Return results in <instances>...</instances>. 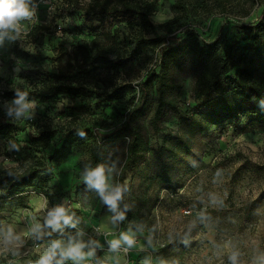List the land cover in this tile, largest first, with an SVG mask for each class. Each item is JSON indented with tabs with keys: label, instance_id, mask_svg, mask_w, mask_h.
Returning a JSON list of instances; mask_svg holds the SVG:
<instances>
[{
	"label": "rangeland",
	"instance_id": "374dc122",
	"mask_svg": "<svg viewBox=\"0 0 264 264\" xmlns=\"http://www.w3.org/2000/svg\"><path fill=\"white\" fill-rule=\"evenodd\" d=\"M135 1L151 8V18L157 27L140 32V29L119 23L115 28L118 42L110 49V58L140 48L137 39L140 33L147 39L162 35L169 44L173 43V35L181 36L184 42L188 29L197 31L202 39L209 41L220 32L240 37L241 25L258 21L263 12L261 1L249 13L245 12L247 7L236 0L225 10L215 5L214 0H181L187 10L178 13L173 9L176 0ZM64 3V0H30V6L35 9L32 19L21 22L22 31L17 39L5 37L0 42L3 61L0 87L7 84L11 92L26 91L28 99L36 102L31 117L39 125L51 120L64 123L76 119L82 126L109 133L125 120L124 114L132 106V94L119 101H110L98 92L110 91L115 82L132 80L137 96L133 104H137L138 83L155 68L160 54L150 46L141 49L138 71L130 78L100 63L72 77L73 82H88V92L76 95L60 91L51 100H41L37 88L56 73L54 58L59 55L60 44L71 47L93 38L87 27H81L78 11L64 10ZM175 16L178 19L173 21ZM34 24L48 28L42 27L32 34L29 29ZM194 79L191 70L179 74L182 103L193 101ZM26 119L29 118L18 120L22 122V130L13 141L0 137V172L23 168V159L17 160L14 153L23 158L27 152L30 126L24 123ZM180 121L177 116L171 117L165 123L166 130L157 137L150 135L152 148L127 170V191L119 205L126 214L123 224L113 225L114 213L109 206L96 190L83 185L82 174L90 167L85 144L76 146L65 161L51 169L52 181L47 194L31 191L23 201L14 204L0 199V231L11 227L21 237L18 248L0 247V264H9L11 260L12 264H36L50 241L65 240L64 232H53L39 240L43 243L40 250L31 251L34 236L30 229L36 223L43 225L48 211L58 205L69 209V215L84 230L91 231L92 225L97 224L101 230L109 232L111 241L124 232L133 235L136 243L129 264H142L151 252L154 256L157 251L161 258L156 264H231L232 251L240 254L239 264H258L264 257V125L244 132L229 125H211L193 142V153H181L172 160L168 151L172 138L164 140L168 132L174 135L179 131ZM59 138V133L53 136V146L59 145ZM159 143L165 144L162 158L157 149ZM124 160L122 146L111 152L106 168V173L109 168L114 169L109 174L110 183L119 184ZM163 162L170 166L176 189L172 190L159 179ZM213 197L219 202L211 203ZM249 206L253 215L247 217L245 210ZM202 213L206 217L203 220ZM99 255L96 257L105 262Z\"/></svg>",
	"mask_w": 264,
	"mask_h": 264
},
{
	"label": "trees",
	"instance_id": "16d2710c",
	"mask_svg": "<svg viewBox=\"0 0 264 264\" xmlns=\"http://www.w3.org/2000/svg\"><path fill=\"white\" fill-rule=\"evenodd\" d=\"M233 1L214 0V4L225 10ZM236 1H241L247 7L246 13L259 1L263 5L262 17L258 21L241 25L240 37H230L220 32L214 40L209 41L202 39L197 31L188 29L190 31L184 42L181 36L173 35V43L169 44L162 35L147 39L144 33H140L137 35L140 48L110 58V49L118 42L115 28L119 23H126L140 29V32L157 27L151 18V8L135 0H64L63 9L78 11L81 27H87L93 38L71 47L60 44L59 55L54 58L56 73L42 81V85L37 88L41 100H51L60 91L76 95L88 92V82H73L72 77L100 63L108 65L110 71L120 72L119 75L130 78L132 73L138 71L140 50L146 46L157 49L160 57L155 68L138 83L140 96L137 104H133L137 96L132 80L115 82L110 91L98 92L99 96L110 101H119L129 93L132 94V106L124 114L125 120L109 133L82 126L76 119L64 123L51 120L46 125H39L32 117L26 119L24 123L30 126L27 152L23 158L14 153L17 160L23 159V168L0 172V199L14 204L23 201L31 191L47 194L52 181L51 169L65 161L79 144L87 147L90 167L103 166L105 169L111 152L122 146L125 160L119 171L118 182L125 185L127 170L152 148L150 135L159 136L167 129L165 123L174 116L181 120L179 131L174 135L168 132V138L164 140L167 142L172 138V144L168 147L172 160L181 153H193V142L211 125H229L242 132L263 126L264 0ZM173 9L176 13L187 10L181 0H176ZM173 19L175 21L178 17ZM42 27L48 28L47 25L34 24L30 26L29 32L36 34ZM185 70H191L195 79L192 87L193 101L182 103L179 98L182 85L178 82V76ZM15 93L8 89L7 84L0 87V137L12 141L22 130V122L8 116L4 105L10 104ZM57 133L61 137L59 145L53 146V136ZM164 143L157 146L161 158ZM163 164L160 181L172 190L176 189L169 164ZM83 185L94 190L84 182ZM245 212L247 217L253 215L250 206ZM123 222L125 219L120 221L121 224ZM76 227L78 229L64 226L65 240L84 230L78 225ZM87 232L93 233V225L91 231ZM79 238L90 241L83 233ZM153 254H149V264L154 261L156 264V260L161 258L158 251ZM67 264L72 262L68 261Z\"/></svg>",
	"mask_w": 264,
	"mask_h": 264
},
{
	"label": "clouds",
	"instance_id": "9594fccd",
	"mask_svg": "<svg viewBox=\"0 0 264 264\" xmlns=\"http://www.w3.org/2000/svg\"><path fill=\"white\" fill-rule=\"evenodd\" d=\"M35 14V9L30 6V0H0V42H3L5 37L10 40L18 38L21 31V22L30 20ZM36 107V102L28 99L26 91L17 90L15 98L7 106V115L15 120L21 118H31L32 112ZM114 171L103 166L87 167L82 174V181L89 187L97 191L101 200L109 206L114 213L112 216L113 225L125 219V212L120 210V201L123 199L127 186L122 184H113L109 182V174ZM219 201L213 197L211 203L216 204ZM202 220L205 215L202 213ZM69 225L73 228L77 226V221L73 220L72 215H69V209L63 205H58L48 211L44 224L36 223L30 229V234L37 240L43 239L45 235L50 236L53 232H63L64 226ZM44 229H50L45 232ZM82 233H77L76 236H68L67 240L56 239L50 241L45 249L44 254L36 262V264H67L71 261L72 264H87L89 258L95 256L98 242H86L79 238ZM21 243V237L17 235L11 227L6 231H0V247L18 248ZM136 241L133 235L128 232L121 233L118 239L110 242L112 251H118L122 248L127 251L135 245ZM151 244V239H149ZM237 251H232L229 255L231 264H239ZM99 264V262H97ZM142 264H149L148 260ZM258 264H264V257H261Z\"/></svg>",
	"mask_w": 264,
	"mask_h": 264
},
{
	"label": "built area",
	"instance_id": "2783aa9c",
	"mask_svg": "<svg viewBox=\"0 0 264 264\" xmlns=\"http://www.w3.org/2000/svg\"><path fill=\"white\" fill-rule=\"evenodd\" d=\"M21 27H22V24H21ZM21 31H22V29H21ZM2 62H3L2 57L0 55V65L2 64ZM1 93H3V92H1ZM74 229H78V227H75ZM80 233H83L84 235L88 236V238L90 240L89 242H91V241L98 242V246L96 247L97 252L101 251L102 249L103 250H111V248H110L111 240L109 239V235H110L109 232L101 230L98 225L93 224V233L87 232L85 230H82ZM31 243H32V245H31L32 250L31 251H37L43 247V243L40 242L39 240L35 239V237H33V240L31 241ZM101 244H104V246L102 247ZM132 251H133V248H129L127 251H124L123 246H122V248L120 250L115 251V252L123 254L125 256V260H126L125 262L128 263V262H130V257H131ZM12 261L13 260L9 261V264H12L11 263ZM97 262H98V260L96 258H91L88 260L87 264H97ZM109 264H116V263H109Z\"/></svg>",
	"mask_w": 264,
	"mask_h": 264
},
{
	"label": "crops",
	"instance_id": "0c3cea01",
	"mask_svg": "<svg viewBox=\"0 0 264 264\" xmlns=\"http://www.w3.org/2000/svg\"><path fill=\"white\" fill-rule=\"evenodd\" d=\"M0 55L2 57L1 51H0ZM2 64H3V62H2ZM2 64L0 65V67L2 66ZM95 225H97V224H95ZM101 246L103 247L104 244H101ZM98 254H100L99 258L104 259L105 262H102V260H100L96 257ZM92 258H96L100 264H109V263L129 264L130 263V262L129 263L125 262L126 260H125V256L123 254H120V253L112 251V250H103L102 249L101 251H98L97 253H95V256ZM89 259H91V258H89Z\"/></svg>",
	"mask_w": 264,
	"mask_h": 264
}]
</instances>
